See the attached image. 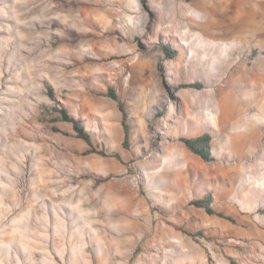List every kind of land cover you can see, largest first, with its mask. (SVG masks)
<instances>
[{"label": "rangeland", "instance_id": "obj_1", "mask_svg": "<svg viewBox=\"0 0 264 264\" xmlns=\"http://www.w3.org/2000/svg\"><path fill=\"white\" fill-rule=\"evenodd\" d=\"M197 4L223 42L252 21L220 75L198 63ZM261 39L264 0H0V264H264V118L244 100L224 123L217 90L237 61L264 58ZM61 106L106 157L84 154ZM165 115L176 128L153 150ZM203 133L212 162L180 141ZM208 194L235 224L191 204Z\"/></svg>", "mask_w": 264, "mask_h": 264}, {"label": "bare ground", "instance_id": "obj_2", "mask_svg": "<svg viewBox=\"0 0 264 264\" xmlns=\"http://www.w3.org/2000/svg\"><path fill=\"white\" fill-rule=\"evenodd\" d=\"M180 5L177 6L178 13L180 15L182 13H184V15H185L186 7L184 5L179 7ZM194 13L195 14H192L189 18L185 16V20L188 21L190 27H192L194 29H198V30H196L199 33V34H197L198 37H206V34H207V37H206L207 42H206L205 52H208V54H209L208 58L207 57H205V59L201 58L200 61H198V63L202 66V68L206 74L210 75V74L216 73V74L220 75L221 72L224 73L226 71L227 66H228L227 61L230 62V59H229L230 56L236 54V52L240 48H242V47L244 48V45L246 43L244 35L247 32H249V30L251 31L252 21L242 19L243 24L240 27L241 35L236 36L235 39L230 41V42H223L222 40L216 38V36L209 31V27H211L213 25L211 22V13L204 7V5H202V4L195 5L194 6ZM200 13H205V22L204 23L198 22V20H200V17H199ZM214 27H216V26H214ZM259 34H260V32L256 29L254 35H259ZM260 44H261V47L264 48V40L263 39L260 40ZM213 55L215 57H213ZM225 75H226V79H227V81L224 83L225 85L224 86H222V85L218 86L217 85V90L220 93L223 92L225 94L224 97H222V96L219 97V103L218 104H219V111H220V117H219L220 120H221V118H223V122L228 123L229 119H228V117L226 118L225 116L227 115L226 113L229 114L230 112H228L227 110L233 112L234 108H236V110H237V108L239 109L240 104L238 107L237 106L234 107V105H236L234 103H238L239 101L241 103V101H244V100H254L255 102H257V104L259 105L258 107L261 109V115L264 118V58L259 59V62L255 66H253L252 69L248 68V66L246 64V60L243 61V59H241V60L237 61L226 72ZM249 75H250V77H249ZM254 101H252V102H254ZM232 104H234V105L232 106ZM230 106H232L231 108L233 110L230 109ZM248 106H250V103L248 104ZM241 110H242V108H241ZM237 113H239V112H237ZM241 116H242V112H241ZM239 121H241V123H242L241 119L237 120V122H239ZM262 122H263V119H262ZM237 124H235L234 126H238ZM239 124H240V122H239ZM231 139L233 140V144H234V143H236L237 136L236 137L232 136ZM261 170H264V167L261 168ZM131 191L132 190L128 189L127 195H130ZM132 199H130V200H132ZM129 216H133V215H129Z\"/></svg>", "mask_w": 264, "mask_h": 264}, {"label": "trees", "instance_id": "obj_3", "mask_svg": "<svg viewBox=\"0 0 264 264\" xmlns=\"http://www.w3.org/2000/svg\"><path fill=\"white\" fill-rule=\"evenodd\" d=\"M190 2L191 0H187ZM166 54L168 56L174 55L177 56V52L175 50L169 51L166 49ZM187 87H194V88H201V84L195 83L192 85H183L182 88H187ZM51 96L53 97V94L50 93ZM104 96H107L111 98L114 102L117 103L118 109L121 113V125L123 129V134H124V142H123V147L125 149L129 148L128 145V140L130 137V128L128 125V119L129 115L126 109L125 104L120 100L119 96L115 92L114 89L109 88L107 93L104 94ZM61 118L60 120L63 122H67L72 125V128L75 132V135L78 139L83 140L88 146L89 149L84 152L85 155L89 154H98L100 156L106 157L107 154L104 151H98L93 143H92V138L90 132L85 128V125L83 123L82 119L76 118L73 115L69 114L68 109L64 106H61L59 109ZM180 141L184 143V145L196 156L200 157L203 161L205 162H212L214 160L213 157V146H212V136L209 133H203L198 136L194 137H181ZM112 157L117 158L118 160H121V157L119 154H112ZM212 197L211 195H206L204 198L200 200H195L192 201L191 204L198 207V208H204L206 213L210 216H217L221 219L227 220L232 223H236V218L233 215L226 214L223 211H217L214 210L211 207L212 204Z\"/></svg>", "mask_w": 264, "mask_h": 264}, {"label": "clouds", "instance_id": "obj_4", "mask_svg": "<svg viewBox=\"0 0 264 264\" xmlns=\"http://www.w3.org/2000/svg\"><path fill=\"white\" fill-rule=\"evenodd\" d=\"M176 103H177V112H179V104L178 102ZM161 120H167L168 126L167 127L161 126L160 121L154 123L153 127H154V136L156 137V142H154L152 145L153 150H159L158 143H162L166 139L171 138L173 135V131L176 128V125L172 123L171 118L168 115L162 117Z\"/></svg>", "mask_w": 264, "mask_h": 264}]
</instances>
